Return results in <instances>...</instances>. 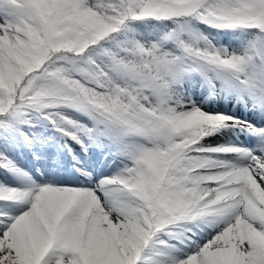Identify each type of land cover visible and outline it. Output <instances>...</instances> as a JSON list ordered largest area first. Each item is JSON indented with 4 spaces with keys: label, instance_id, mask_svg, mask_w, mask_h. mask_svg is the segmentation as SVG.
<instances>
[{
    "label": "snow or ice",
    "instance_id": "6c2138e0",
    "mask_svg": "<svg viewBox=\"0 0 264 264\" xmlns=\"http://www.w3.org/2000/svg\"><path fill=\"white\" fill-rule=\"evenodd\" d=\"M0 264H264V0H0Z\"/></svg>",
    "mask_w": 264,
    "mask_h": 264
}]
</instances>
